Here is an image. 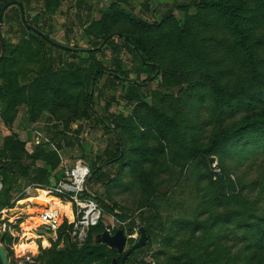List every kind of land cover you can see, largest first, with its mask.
Returning a JSON list of instances; mask_svg holds the SVG:
<instances>
[{"label":"rangeland","instance_id":"rangeland-1","mask_svg":"<svg viewBox=\"0 0 264 264\" xmlns=\"http://www.w3.org/2000/svg\"><path fill=\"white\" fill-rule=\"evenodd\" d=\"M5 2L28 6L32 25L27 24L38 27L43 39L58 48L23 32L17 17L4 24L0 35V108L5 106V112L0 109V148L9 138L26 144L23 167L9 175L5 186L12 193L0 196V210L21 218L9 226L0 216V228L4 224L11 228L5 235L0 232L6 256V262L0 256V264H58L73 245L86 243L74 240L70 229L56 237L39 228L25 230L21 224L32 216L14 215L13 210H26L28 205L42 210L49 200L45 189L38 194L37 185L29 184L24 169L30 172L32 165L41 169L50 161L58 164L64 177L82 162L90 176L91 164L115 143L113 134L86 110L84 86L74 78L78 68L87 71L75 50L89 48L84 30L92 24H102L110 34L139 39L165 76L162 85L154 80L145 87L139 102L129 101L132 94L123 89L126 82L113 86L104 77L96 87L95 110L120 136L126 159L104 169L108 181L88 185L92 195L88 198L103 210L91 237L107 229L130 228V217L115 216L101 204L102 196L125 214L151 217L148 241L153 244L140 253L136 264H264V252L257 249L251 231L258 225L264 228V146L239 139L226 152L210 157L208 168L201 159L190 157V149L207 143L218 128L235 130L250 114L264 112V86L252 83L255 68L250 60L251 51L259 53L264 72V46L258 43L264 41L262 8L252 0L230 3L252 8L250 19H243L248 36L244 40L233 32L227 15L206 7L205 0H127L135 15L159 23L152 29L114 17V0H0V7ZM10 26L13 34H3ZM122 46L105 47L93 57L108 69L129 72L130 80L142 83L152 77L137 78L138 64ZM236 90L240 94L227 102ZM10 100L16 102L15 109L6 107ZM141 147L151 149L150 161L137 163L130 157ZM39 150L44 161L28 159V153ZM5 162L0 159L1 166ZM55 183L52 180L51 187ZM26 192L31 196L25 199L37 201L22 206L17 199ZM7 198L10 206H4ZM130 234L126 251L133 246L131 238L138 242L141 237L139 228Z\"/></svg>","mask_w":264,"mask_h":264},{"label":"trees","instance_id":"trees-1","mask_svg":"<svg viewBox=\"0 0 264 264\" xmlns=\"http://www.w3.org/2000/svg\"><path fill=\"white\" fill-rule=\"evenodd\" d=\"M17 1V0H15ZM236 0H205L206 7L218 11L223 15H227L228 19L232 21L233 32L239 36L243 37L244 40L248 39L247 36V29L246 25L243 23V19H250L249 11H251L250 7H246L242 5V7H238L235 3L230 4L231 2ZM245 1V0H244ZM254 4H258L259 7L262 8V12L264 15V0H252ZM8 3H3L0 7V13L3 7ZM24 4V3H23ZM25 16L27 19V23L32 25L27 17V12L29 11V7L25 6ZM131 5L127 0H114V4L112 6L113 16H122L125 18L130 19L131 22L139 25L144 26L146 28L152 29L154 27H158L159 23L156 21L154 23H149L144 21L138 15H135L132 12ZM154 11V10H153ZM244 15V18H239V15ZM20 18L21 28L23 32H29V34L35 36L39 40L43 41L44 44H48L51 49H56L58 47L50 44L48 40L43 39L40 35H35L34 33L27 30V27L24 25L22 21V12L20 8H13L10 7L4 16V24L7 26L10 24L14 18ZM102 25V24H101ZM100 24H92L87 30H84L85 38H90L89 48L86 50H79L76 49L75 52H79L80 57L84 61V65L87 67V71L84 72L82 68H78L77 72H75L74 78L84 86L85 94H84V101L86 104V110L88 113L93 115L95 119L98 120L100 124H102L104 130L109 133L113 134V138L115 139L114 145L112 144L111 147H108L104 155L99 157L95 162H93L90 166L91 174L87 179L86 182V197H90L92 195L88 194V185L96 181L98 183H105L110 179L109 175L104 172L105 168L114 167L118 164H121L125 161L124 155V147L120 136L117 134L116 130L113 128L111 122L104 120L102 116L98 114L95 110V91L97 85L100 81L106 77V83H110L113 86L118 83H127L123 85V89L126 91L128 95L132 94L131 97L129 96V101L139 102L141 100V91L147 87L152 81L157 80L158 84L162 85L165 72L161 69V67L153 60L150 53L146 50L145 46L141 43L139 39L134 37L133 35L126 34V33H107V31L101 26ZM39 31H41L38 27H36ZM5 35L13 34V28L5 30L3 32ZM1 35V34H0ZM48 37V36H47ZM49 38V37H48ZM6 49L9 50V46ZM4 43V44H5ZM258 43H262L264 46V41H260ZM1 38H0V55H1ZM119 45H123L122 47L127 48L133 54L134 62L138 64L135 69V73L137 78L141 79L144 75L153 74L152 77L146 79L142 83L138 82L137 80H130L129 72L127 73H120L118 69L111 68L108 69L103 66L100 62H98L94 57V52L103 49L105 47H118ZM259 53L254 51L250 52V60L251 63L254 65V74H251V81L253 84L262 83L261 85L264 86V72L259 67ZM120 85V84H117ZM134 90L135 92L132 93L131 91ZM220 93L225 94L223 90H219ZM19 90L16 89V93ZM239 91L236 90L235 93L230 94L227 98V102L231 101L233 98L239 95ZM218 99V98H217ZM217 104L220 105V101L218 99ZM6 107L8 106L11 109H15L16 102L9 101L5 104ZM231 110L234 112L237 111V108L233 106L231 103L229 105ZM228 107V108H229ZM1 111L5 112V106H1ZM222 109L226 113L227 106L222 104ZM262 111V112H260ZM253 112V111H252ZM260 114L256 113V115L250 114V116L244 118L242 122L237 126L235 130H228L223 127L218 128L210 140L203 144L197 145L190 149L191 151V158L193 159H201L200 161L204 163V165L208 168V161L210 157L213 155L221 154L226 152L234 143H236L239 139H247L248 145L255 146H264V112L263 110H259ZM7 120V118H5ZM68 121V120H67ZM69 123V121L67 122ZM26 144L23 142H19L14 140L13 138H9L5 144L4 149L0 148V159L7 160L8 162L3 163L1 166L0 164V178L3 180V193L7 196L12 193L13 190L5 188L6 183L9 179V175L14 173V170L18 168H22L24 161L23 156L26 153L25 150ZM151 149L148 147H141L136 148L130 156L133 158L134 161L137 163L150 161V153ZM28 153V152H27ZM28 159L34 161H44L43 160V152L41 150L33 152V154L28 153ZM47 161V160H46ZM210 162V161H209ZM46 166L41 169H37L32 165L30 172L29 170L24 169L25 175L29 176V184L39 185L42 188L51 187V181L54 180L56 182H60L63 178V174L57 171L58 164L52 163L50 161L45 162ZM55 172V173H54ZM2 193V194H3ZM31 193V192H30ZM29 192L22 193V195L17 199V201H22L25 198H29L31 196ZM1 194V195H2ZM0 195V196H1ZM9 198H7L4 206H10L11 202H9ZM101 204H106L112 211V213L120 218L121 220H127L129 217L131 219L130 228L131 233L135 231V228L143 227L146 230L148 235H151L152 229V220L151 217L145 218L143 215H130L125 214L118 210L117 205L113 204L110 200L101 196L100 198ZM237 217V216H236ZM235 217V219H236ZM237 220V219H236ZM187 226L186 224H182ZM98 227V226H96ZM93 227L90 232L86 243L82 247H78L77 245H73L72 251L70 250L68 255L63 256L64 261H60L58 264H94L95 261L99 264H114V261H117V264H122L123 258L125 254H120L118 251L106 246V245H99L95 243V237L100 234L97 233L95 237H91L93 230L96 228ZM184 227V226H183ZM70 227L65 225L60 232ZM252 229L253 238L252 240L256 241V247L258 250L264 252V228L260 225L253 227ZM125 229L123 227L118 228V230ZM118 230H115L116 233ZM104 233V232H103ZM132 235V234H130ZM131 244L137 243V241L130 239ZM153 242L151 240L145 245L144 248L134 252L129 259L126 261L125 264H136L139 260V255L141 252H144L147 248H150ZM140 264H146L145 262H140Z\"/></svg>","mask_w":264,"mask_h":264},{"label":"built area","instance_id":"built-area-1","mask_svg":"<svg viewBox=\"0 0 264 264\" xmlns=\"http://www.w3.org/2000/svg\"><path fill=\"white\" fill-rule=\"evenodd\" d=\"M88 177L89 170L86 165L78 162L66 172L60 182L45 188L58 203L48 204L37 213L40 230L51 237H56L61 229L67 225L70 227L71 236L74 240L80 243L86 242L90 230L96 227L103 217L102 208L94 200L85 196ZM36 187L37 193L44 189L39 185ZM3 189V180L0 178V195L3 193ZM8 214V210H0V216L3 215L4 220L7 219L9 226L21 219L10 217ZM25 223L21 224V227ZM7 224L0 228L3 235L11 230ZM107 231L114 233L110 229Z\"/></svg>","mask_w":264,"mask_h":264},{"label":"water","instance_id":"water-1","mask_svg":"<svg viewBox=\"0 0 264 264\" xmlns=\"http://www.w3.org/2000/svg\"><path fill=\"white\" fill-rule=\"evenodd\" d=\"M13 5H18L20 7V10L22 12V19L23 22L28 26V28L35 34H38L40 36H42L43 38H45L44 34H42L38 29L31 27L27 24L26 21V17H25V9H24V5L22 3L19 2H11L6 4L1 13H0V34L3 31V27H4V16L5 13L7 12V10L12 7ZM131 230L125 231L124 229L122 230H118L116 233H110L109 231H105L102 234H98L95 237V243L99 244V245H106L116 251H118L120 254H125L124 258H123V262L122 264H125L126 261L129 259V257L136 251L142 249L145 247V245L148 243V235L146 233V230L141 227L140 228V240L135 243L128 251H126V246L128 243V236L127 234H130ZM1 238V236H0ZM4 250L2 248H0V256L3 260V262H6V256L4 257ZM114 264H117V261H114Z\"/></svg>","mask_w":264,"mask_h":264},{"label":"bare ground","instance_id":"bare-ground-1","mask_svg":"<svg viewBox=\"0 0 264 264\" xmlns=\"http://www.w3.org/2000/svg\"><path fill=\"white\" fill-rule=\"evenodd\" d=\"M42 190H40L39 192H41ZM44 192H47L46 190H43V194H44ZM47 194H48V192H47ZM47 197H48V202L44 205V206H46V205H48V204H53V202H55V203H58V201L57 200H55L52 196H50L49 194L47 195ZM29 201H32V202H29ZM35 201H37L36 199H34V198H30V199H24V200H22V201H20V205H28V204H30V203H32V204H34L35 203ZM21 206V207H22ZM18 207V206H17ZM19 208V207H18ZM42 208V207H41ZM41 208H31V206L30 205H28V207H27V209L26 210H17V208H16V210H13L14 212H15V214L14 215H16V214H22L23 212H26V213H28L29 215H31L32 217L30 218V220L29 221H27L24 225H23V228L25 229V230H36V229H38L39 228V222H38V219H37V217H34V214H36V213H38L39 211H41ZM10 213V212H9Z\"/></svg>","mask_w":264,"mask_h":264},{"label":"crops","instance_id":"crops-1","mask_svg":"<svg viewBox=\"0 0 264 264\" xmlns=\"http://www.w3.org/2000/svg\"><path fill=\"white\" fill-rule=\"evenodd\" d=\"M36 191V190H35ZM39 194V193H38Z\"/></svg>","mask_w":264,"mask_h":264}]
</instances>
